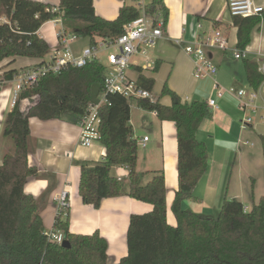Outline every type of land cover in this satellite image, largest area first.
Listing matches in <instances>:
<instances>
[{
  "label": "trees",
  "instance_id": "trees-1",
  "mask_svg": "<svg viewBox=\"0 0 264 264\" xmlns=\"http://www.w3.org/2000/svg\"><path fill=\"white\" fill-rule=\"evenodd\" d=\"M94 2L60 0L58 6H52L32 0H0V64L9 58L45 60L52 51L38 32L45 23L58 18L67 33L89 38L91 46L115 43L125 25L141 16L142 10L155 22L163 16L166 24L169 18L165 0H154L143 9L125 5L116 20L97 16ZM262 21L264 11L258 16L233 18L239 49L249 46L254 28ZM160 66L157 61L154 72ZM30 69H12L0 76V94L6 82ZM245 69L250 87L258 90L264 82L258 64L245 61ZM105 70L99 60H92L85 67L72 66L61 74L41 76L21 94V100L35 98L36 102L24 113L21 105L8 113L3 135L12 137L15 152L0 166V264H109L108 243L98 231L93 235L69 231V210L57 217L54 228L64 233L70 248L50 241L42 216L50 189L38 199L25 194L26 181L43 176L29 165L30 120H57L65 114L81 119L104 93ZM136 82L153 93V78L140 73ZM164 96L172 99L171 106L161 103ZM105 98L107 102L99 108L98 142L106 148V156L101 162L80 164L81 199L99 208L105 199L127 195L153 206L150 212L131 216L128 255L114 264H264V196L248 212L239 200L226 198L216 217L183 208L208 170L207 146L197 139L203 121L213 117L207 102L183 103L167 85L155 103L136 101L138 107L176 125L179 185L171 207L177 224L172 226L167 221L164 173H153L151 181L144 184L137 171L140 148L131 125V99L118 94ZM114 167L128 169L127 188L112 175Z\"/></svg>",
  "mask_w": 264,
  "mask_h": 264
},
{
  "label": "crops",
  "instance_id": "crops-1",
  "mask_svg": "<svg viewBox=\"0 0 264 264\" xmlns=\"http://www.w3.org/2000/svg\"><path fill=\"white\" fill-rule=\"evenodd\" d=\"M32 1H40L52 6L60 4V0ZM153 1L95 0L94 8L97 16L116 20L123 6H137L143 9L144 6L151 5ZM255 1L264 6V0ZM165 6L169 15L163 28L165 37L149 50L147 56L138 55L133 58L132 66L128 71L130 78L137 81L139 74L143 73L148 78L161 82L162 89L167 85L182 98L183 103L207 102L212 95L213 79L198 80L194 77L193 60L184 52L177 40L184 43L193 42L203 33L222 30L228 38L230 50L212 49L208 51L209 57L219 69L216 79L227 90L231 88L252 89L246 77L245 61L255 62L259 67L261 66V60L264 58V21L253 30L249 46L245 49L246 58L236 60L233 52L238 48V29L233 25V17L228 12L227 0H165ZM160 19L164 17L161 16ZM55 21L56 19L45 23L38 32L52 51L45 60H49L55 49L59 47L60 40L57 34L59 24ZM199 25L201 29H198ZM89 45V38H79L71 43L70 49L80 55ZM40 61L42 60L27 57L6 59L0 64V76L12 69L21 71L24 68H32ZM157 61L161 66L154 72ZM15 85L14 81L6 82L0 94V166L8 154L15 152L12 137L3 135L6 117L12 111L10 99ZM258 94L260 95L259 103L264 104V83L259 87ZM153 95L157 98L160 95L156 93V84ZM23 100V113L36 102L35 98ZM161 103L171 106L172 99L164 96ZM217 103L219 108L212 110L213 117L205 119L197 132V139L207 146L209 162L207 173L195 188L194 198L183 202L184 209L205 216L220 212L226 198L237 199L245 207L251 209L264 196L258 193L257 189L258 182L262 183L264 180V168L263 176L259 175V180L250 174L251 187L243 185L235 190L231 189L232 175L229 177L230 181H227L225 174L232 163L231 158L236 161L239 155H244L240 145L243 139H246L245 145L250 142L249 139L260 141L264 161V121L257 117L258 119L253 124L242 127L241 119L245 114L240 110L237 98L229 93L218 98ZM135 113L131 109V125L140 148L137 171L140 175L142 174L144 184L151 181L153 173L157 171L164 173L167 221L175 226L177 220L171 207L179 185L176 125L173 121H162L157 114L138 106ZM80 132L79 118L74 114H65L62 119L57 120L44 121L37 118L30 120L32 136L29 165L36 167L43 176L29 178L25 183V194L38 199L50 189L51 192L42 212L45 228L48 230L52 229L56 222L58 197L66 193L69 199V231L73 234L84 235H93L98 231L108 243L109 264L118 263L128 255L127 235L131 216L150 212L153 206L127 195L105 199L99 208L88 206L83 202L79 194L80 164L103 161L106 148L98 141L89 148L83 147L80 144ZM144 137H149L145 146L140 142ZM257 154L260 153L257 152ZM257 161L261 167V161L259 159ZM111 173L117 179H121L126 188L129 186L127 168L114 167Z\"/></svg>",
  "mask_w": 264,
  "mask_h": 264
},
{
  "label": "built area",
  "instance_id": "built-area-1",
  "mask_svg": "<svg viewBox=\"0 0 264 264\" xmlns=\"http://www.w3.org/2000/svg\"><path fill=\"white\" fill-rule=\"evenodd\" d=\"M228 12L234 18L236 16L249 17L253 15H262L264 6L259 5L255 0H227ZM56 24H59L57 32L59 36V47L55 49L49 60H42L33 69L22 71V73L14 80L16 88L11 95V108L24 105V100H21L23 90L30 88L38 82L41 76L46 74H61L70 67H85L92 60H99L106 66L104 77V93L99 98L98 103L91 104L88 112L84 117L79 119L81 128L80 144L83 147H91L100 139L99 126L101 117L99 116V108L107 102L105 98L107 94H118L136 101L148 100L155 103L157 97L153 93L141 87L136 80H133L128 75L131 68L132 60L135 56H147L149 50L154 47L160 40L165 37L163 28L165 26L164 19L158 22L154 21L150 15L144 11L136 20L128 23L124 27V33L115 43L103 44L99 43L96 46L89 45L80 55H77L70 49L72 42L79 39L76 34H69L63 27L61 18L56 19ZM201 25L198 29H201ZM177 43L183 47V50L188 54L194 63V77L198 80L204 78L213 79L212 95L208 99L207 104L211 110L219 108L217 99L223 97L225 93L234 95L238 102L239 108L244 112V118L241 119L242 127H247L255 122V118L259 117L264 121V104H260V95L255 89H234L229 90L222 87L216 79L219 69L218 66L209 57L208 51L212 49L229 51L228 38L222 30H216L213 33H203L197 40L184 43L177 40ZM105 56V64L101 58ZM233 57L237 59H245V50L237 48L233 52ZM259 72L264 78V58L261 60ZM264 83V82H263ZM26 105V104H25ZM26 107V106H25ZM24 108V106H23ZM149 141V137H144L140 142L143 146ZM121 181V179H118ZM69 210V199L66 193H62L58 197V206L56 216L65 215ZM248 207L244 211L248 212ZM57 220V218H56ZM50 241L60 245L65 241V236L62 231L52 229L45 231Z\"/></svg>",
  "mask_w": 264,
  "mask_h": 264
},
{
  "label": "rangeland",
  "instance_id": "rangeland-1",
  "mask_svg": "<svg viewBox=\"0 0 264 264\" xmlns=\"http://www.w3.org/2000/svg\"><path fill=\"white\" fill-rule=\"evenodd\" d=\"M101 60L105 64V56H102ZM162 86L163 84L161 82H156V93H158V95L161 92ZM14 88H16V85L14 86ZM130 104L131 109L134 110L135 113V109L137 108L136 100L131 99ZM256 119L258 118L256 117L255 120ZM245 140L246 139H243L240 143L243 148L244 155H239L236 160L237 162L234 158H231L230 162L232 163L230 164L229 168L227 169V172L225 173L227 181H230L231 178L229 177L230 175H232V190H235V188H240L243 185L251 187L252 182L249 178L250 174H252L253 177L258 178V180L260 179V176H263L264 161L262 144L258 140L249 139L250 142L245 145ZM257 152L260 154L258 155ZM257 159L261 161V167H259ZM234 162H236V164L233 166ZM221 173L222 171L220 170V174ZM257 189L258 193L264 195V180L262 181V183L258 182ZM218 213H212L209 216L216 217Z\"/></svg>",
  "mask_w": 264,
  "mask_h": 264
},
{
  "label": "water",
  "instance_id": "water-1",
  "mask_svg": "<svg viewBox=\"0 0 264 264\" xmlns=\"http://www.w3.org/2000/svg\"><path fill=\"white\" fill-rule=\"evenodd\" d=\"M61 245L64 248H70V243L67 240H65Z\"/></svg>",
  "mask_w": 264,
  "mask_h": 264
}]
</instances>
